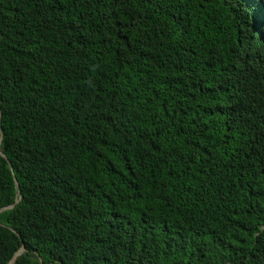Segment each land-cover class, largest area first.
I'll use <instances>...</instances> for the list:
<instances>
[{
  "label": "trees",
  "instance_id": "trees-1",
  "mask_svg": "<svg viewBox=\"0 0 264 264\" xmlns=\"http://www.w3.org/2000/svg\"><path fill=\"white\" fill-rule=\"evenodd\" d=\"M0 136V264H264V0H0Z\"/></svg>",
  "mask_w": 264,
  "mask_h": 264
},
{
  "label": "water",
  "instance_id": "water-1",
  "mask_svg": "<svg viewBox=\"0 0 264 264\" xmlns=\"http://www.w3.org/2000/svg\"><path fill=\"white\" fill-rule=\"evenodd\" d=\"M0 142H1V136H0ZM0 154H1L4 158H6L5 155L3 154L1 148H0ZM8 165H9V168L12 169L11 164H10L9 162H8ZM14 182H15V186H16V188L18 189V192H19V187H18V182H17V180L14 179ZM20 198H21V195H19V198L14 202V204H16V203L19 201ZM14 204H11V205H9V206H5V207L0 208V212L12 208V207L14 206ZM23 250H24V246H22V247H21V248H20V249L14 254L13 258L10 260V262H9L8 264H12V263L14 262L16 256L19 255Z\"/></svg>",
  "mask_w": 264,
  "mask_h": 264
}]
</instances>
